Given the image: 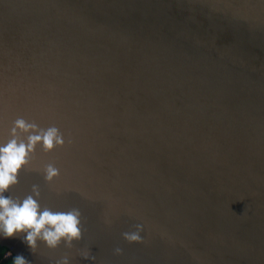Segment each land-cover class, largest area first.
<instances>
[{
	"label": "water",
	"instance_id": "1",
	"mask_svg": "<svg viewBox=\"0 0 264 264\" xmlns=\"http://www.w3.org/2000/svg\"><path fill=\"white\" fill-rule=\"evenodd\" d=\"M19 119L63 143L3 195L81 235L0 231L10 255L264 264V0H0V146Z\"/></svg>",
	"mask_w": 264,
	"mask_h": 264
},
{
	"label": "clouds",
	"instance_id": "2",
	"mask_svg": "<svg viewBox=\"0 0 264 264\" xmlns=\"http://www.w3.org/2000/svg\"><path fill=\"white\" fill-rule=\"evenodd\" d=\"M16 127L13 128L15 138L10 140L6 146H0V231L5 237L13 236L17 231H28L26 236L27 243L35 247L37 237L42 234L50 246H55L62 237H67L69 241L73 238H79L81 235L78 227L79 211L72 210L71 212L53 213L45 209L42 213L39 212V204L32 197H27L22 205L10 198H6L3 192L10 185L17 182V174L19 170L28 163L29 152L33 151L36 144L43 142L45 150H50L55 143H63V139L56 128H49L46 131L39 129V134H30L27 143L19 140L17 129L25 133L30 130H36L37 125L29 124L23 119L16 122ZM57 174L56 169L49 166L48 179H51ZM130 240H137V235L128 237ZM13 264H27V261L22 255L14 258Z\"/></svg>",
	"mask_w": 264,
	"mask_h": 264
},
{
	"label": "trees",
	"instance_id": "3",
	"mask_svg": "<svg viewBox=\"0 0 264 264\" xmlns=\"http://www.w3.org/2000/svg\"><path fill=\"white\" fill-rule=\"evenodd\" d=\"M6 254H10L9 251L4 247H0V264H13L15 257L12 255L6 257Z\"/></svg>",
	"mask_w": 264,
	"mask_h": 264
},
{
	"label": "built area",
	"instance_id": "4",
	"mask_svg": "<svg viewBox=\"0 0 264 264\" xmlns=\"http://www.w3.org/2000/svg\"><path fill=\"white\" fill-rule=\"evenodd\" d=\"M6 257H10V254H6Z\"/></svg>",
	"mask_w": 264,
	"mask_h": 264
}]
</instances>
